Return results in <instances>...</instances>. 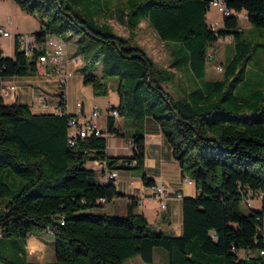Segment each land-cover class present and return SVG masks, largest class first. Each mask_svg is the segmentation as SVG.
Instances as JSON below:
<instances>
[{"label":"trees","instance_id":"1","mask_svg":"<svg viewBox=\"0 0 264 264\" xmlns=\"http://www.w3.org/2000/svg\"><path fill=\"white\" fill-rule=\"evenodd\" d=\"M15 1L38 19L37 42L47 33L75 39L95 94L116 85L120 100L109 108L107 131L122 134L111 113L117 110L133 153L109 156L101 128L73 135L74 114L33 113L26 103L6 102L3 79L33 73L41 51L29 57L19 33L13 56L0 43V264H125L136 255L152 261L156 246L169 250V264H264V72L249 70L264 51V0H224L228 9L216 27L207 18L212 0H126L128 35L107 21L109 0ZM242 10L252 33L240 25ZM144 20L170 48V68L134 42ZM228 37L233 54L223 77L208 79L210 45ZM175 70L194 82L178 95L166 87ZM146 117L160 124L197 185L196 195L183 198L180 234L157 229L134 210L135 201L124 215L97 210L121 192L110 175L100 181L89 161H106L111 171L139 169L153 183L143 172ZM258 196L262 209L250 207ZM37 231L53 236V262L27 259L26 239Z\"/></svg>","mask_w":264,"mask_h":264},{"label":"crops","instance_id":"2","mask_svg":"<svg viewBox=\"0 0 264 264\" xmlns=\"http://www.w3.org/2000/svg\"><path fill=\"white\" fill-rule=\"evenodd\" d=\"M109 1L114 4V7L116 6L115 4H118L117 7L119 8V12L114 13L113 20L128 28L124 12L126 11V0ZM14 2L13 0H0V8H8L9 10L12 7L18 9ZM18 10L17 12L20 16L28 17L29 13ZM144 21H142L140 26H142ZM4 23L0 19V27L4 26ZM110 24L113 26L111 22ZM247 24L251 25L250 22ZM36 25L38 27L37 22ZM18 33L20 34L19 42L21 44L23 37H21L19 30L13 34L10 50L5 51L1 44L6 55H14L15 36ZM148 54L155 62L157 61L151 53ZM62 66L63 70L73 69V75L67 78L65 82L62 80V74L56 73L50 63L47 65L37 64V68L33 73L6 76L3 79L4 83L16 85L15 96L6 99V102L26 103L33 113H61L63 111L74 114L80 121H93L99 128L108 133L106 151L109 156L132 155L133 145L129 137L130 129L124 127L122 116L119 114L115 116V127L120 129L122 134L117 135L107 131L110 105H118L120 100L116 85L111 84L106 95H97L94 93L93 85L84 81L81 67H74L68 56L64 57ZM63 97L65 105L61 103ZM61 106L64 107L63 110ZM95 110L98 111L96 116L93 115ZM144 128L143 172L153 180V183H146L143 173L139 169L117 168V176L114 179V183L121 195L109 201H104L98 209L110 214L124 215L127 213L129 203L135 201L134 210L143 213L157 229L180 234L183 231V198L196 195L198 191L196 182L189 177L180 161L174 156L173 147L164 136L160 124L153 117H146ZM88 166L93 167L97 171L99 180L103 182V177L108 172L106 161H89ZM155 184H162L166 187L168 196L165 208L160 207L159 201L155 196L153 187ZM49 234L51 235V233L37 231L27 237L26 249L29 261L50 263L55 260L53 238ZM162 257L165 258L163 263L169 264L167 256L162 253Z\"/></svg>","mask_w":264,"mask_h":264},{"label":"rangeland","instance_id":"3","mask_svg":"<svg viewBox=\"0 0 264 264\" xmlns=\"http://www.w3.org/2000/svg\"><path fill=\"white\" fill-rule=\"evenodd\" d=\"M15 1V0H13ZM1 3H3L1 1ZM16 5L18 6V9L15 8H0V19L5 22L4 28H6L11 35L9 36H1L0 41L5 51L10 50V46L12 44L13 34L19 30L21 32V37L24 38L25 42L27 43L31 39L34 38V32L36 28L39 29L40 23L38 19L32 15H27L28 17L20 16L17 12L23 11L20 9L19 4L15 1ZM121 4V3H120ZM112 9L109 11H106L107 13H111L107 21L111 22L114 26V29L117 33L127 35L129 33V30L127 27L120 25V23H117L116 20H113V15L115 12H119V8L117 7L118 4H115L116 6H113ZM239 22L241 23V27L244 28L246 33H252L254 32V28L247 24L249 21L245 16L244 10L239 12ZM107 16V15H106ZM208 21L210 23H214L217 19L219 21V25H222L223 18L222 13L215 7H211L208 14H207ZM7 22V23H6ZM36 22L38 23V27L36 25ZM37 29V30H38ZM75 39L70 38L68 41V50L70 53H74L75 51ZM134 42L141 45L148 53H151L156 58V63L161 67H168L170 68L171 63V54H170V48L168 45L165 44V42L159 37L157 32L151 27V25L144 21L142 26H140L137 29V32L135 34ZM233 54V41H231V38H223L219 39L215 43L210 45V57L207 63V78L208 79H221L223 77V70H224V62L226 61L227 57L231 56ZM80 60L82 61V64L84 63L83 57L80 55ZM222 66V68H218L219 66ZM172 70L174 68H171ZM256 69L264 72V51H262V54L259 58V61H255V59H251L249 70L250 72H254ZM176 71V70H175ZM175 79L171 83H166V87L175 95H178L179 93L183 92V88H189L194 86V82L190 79H188L187 74H181L179 71L175 72ZM252 208H263V200L261 197H251L250 198ZM247 208L248 206L245 205ZM99 211V209H97ZM103 212V211H100ZM45 232V231H43ZM46 233V232H45ZM50 235V234H49ZM52 238L53 236L50 235ZM1 239V237H0ZM165 254L167 256V260L169 261V250L156 246L154 248V258L152 261H145L141 258L140 255L133 256L129 258L125 264H164L165 258L162 257ZM243 254V251L241 252Z\"/></svg>","mask_w":264,"mask_h":264},{"label":"built area","instance_id":"4","mask_svg":"<svg viewBox=\"0 0 264 264\" xmlns=\"http://www.w3.org/2000/svg\"><path fill=\"white\" fill-rule=\"evenodd\" d=\"M211 6L217 8L222 13V15H224V13H226L228 9L227 4L224 0H212ZM245 16L247 18L246 14ZM212 24L214 25V27H216L218 26V21H215ZM9 35H11V33L8 30L4 29L3 27H0V37ZM22 41L23 42L21 43V46L25 47L26 54L29 57H32L34 48L40 50L41 54L37 58V64H52L54 71L58 74H62V80L64 82L67 78L73 75L72 68L63 70L62 61L64 57L68 56L69 61L74 67H81L83 65L82 61L80 60V54H76L75 52L73 54L69 53L68 42L66 41L65 37H63L61 34L47 33L44 41L42 42H37L35 38H33V40L28 41L27 43L25 42L24 38H22ZM218 68L221 69L222 66L220 65ZM15 90V84H7L2 81V95L5 97V99L14 97ZM112 105L113 104H111L110 107ZM111 113H113V115L115 116L119 114L117 110H112ZM93 115H98V111H93ZM69 125L70 130H73V135L79 133L81 136H85L94 130L96 131V133L102 131L93 121H80L76 116H72L70 118ZM107 175H110L111 178H115L117 176V170H108L105 176ZM153 187L155 196L159 201L160 207L165 208L166 199L168 196L166 187L162 184H155ZM261 253H264V251L262 250Z\"/></svg>","mask_w":264,"mask_h":264}]
</instances>
